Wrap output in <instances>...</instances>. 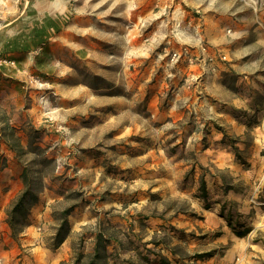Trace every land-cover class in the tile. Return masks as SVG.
<instances>
[{
    "label": "rangeland",
    "instance_id": "1",
    "mask_svg": "<svg viewBox=\"0 0 264 264\" xmlns=\"http://www.w3.org/2000/svg\"><path fill=\"white\" fill-rule=\"evenodd\" d=\"M153 1L171 28L157 42L149 21L133 15L148 12L152 0H57L50 12L61 22L52 24V40L63 48L51 49L60 62L48 64L35 61L51 40L48 33L43 44L34 45L33 34L22 32L49 12L47 5L17 8L10 0L0 5V89L9 88L6 96L0 94V186L7 183L1 175L7 166L13 174L27 168L42 171L49 192L38 195L45 220L25 228L14 242L19 255L0 258V264H73L75 253L90 252L101 228L123 244L108 264L138 263L133 240L160 242L184 264H264V0H197L194 6L186 0ZM80 47L87 49L85 62L75 58ZM128 52L135 53L132 66V56L126 61L133 78L118 76L117 90L93 93L116 80L119 60ZM29 55V67L12 63ZM95 72L101 83L93 85ZM221 73L227 74L223 82ZM214 76L221 79L209 87L205 83ZM221 136L236 151L220 146ZM43 159L54 165L40 164ZM201 176L206 200L197 197ZM15 183L7 186L18 192L15 198L7 204L5 196L0 206L5 205L1 242L6 212L22 189L20 180L19 189ZM73 192L76 200L65 198ZM82 199L68 218V238L50 250L59 227L56 215ZM137 216L147 218L146 225ZM29 231L37 234L34 244L21 247ZM195 255L210 256L188 261Z\"/></svg>",
    "mask_w": 264,
    "mask_h": 264
},
{
    "label": "trees",
    "instance_id": "2",
    "mask_svg": "<svg viewBox=\"0 0 264 264\" xmlns=\"http://www.w3.org/2000/svg\"><path fill=\"white\" fill-rule=\"evenodd\" d=\"M238 92V91H237ZM35 141H31L29 145V150L32 149V144ZM222 142L230 146L233 151H236L235 147H231L232 141L227 139V137L223 136ZM45 166L54 165V161L51 159H43L39 162ZM3 168V167H2ZM108 169V167H107ZM205 170V169H202ZM107 173V172H106ZM194 173V168L191 170L190 175L192 176ZM41 170H35L31 172L27 168H23L21 173L19 174V180L22 185L21 192L17 197L16 201L13 203V206L6 212L5 224L7 225L10 236L12 240L18 243V238L20 233L27 227L31 225L30 215L31 211L41 203L38 200V195L44 192V188L42 186L43 179H41ZM35 177V178H32ZM55 182L58 180L56 177L53 179ZM198 192L197 197L201 200H206L207 191L206 184L203 179V176L199 178ZM59 191V190H56ZM58 196H61V192L56 193ZM60 194V195H59ZM67 199L76 200L78 198V194L73 192L67 194L65 196ZM85 201L82 199L77 205H72L63 211L60 214L56 215L55 220L59 222V227L52 237V240L49 244V249L55 251L58 249L63 242L68 238L70 223L68 222V218L71 215H74L75 210ZM224 211V207H221L220 212ZM230 217V214H228ZM138 224L141 226L146 225L147 218L137 216L134 218ZM228 221H231V218H228ZM231 226V223H229ZM132 228V225H128ZM129 229V228H128ZM235 229V228H233ZM125 230H122L124 233ZM238 237L244 236L243 232H236ZM132 247L133 252L135 253V260L138 262H134L132 259L122 260L121 264H184L183 258H175L176 253L166 247H162L160 242H155L154 240L149 243H141L139 240H133L129 242ZM148 245H151L152 248H147ZM123 244L116 239V235L114 232H106V228H101L94 234L93 244L90 252L86 255L82 251H78L75 253V260L73 264H108L109 261L115 258L113 254L117 251V248H121ZM166 246V244H165ZM139 248H142L139 251ZM158 250V251H155ZM163 251H166L171 256L169 259L166 255H163ZM210 255H195L192 257H188V261L195 262L197 260L204 261V259L208 258ZM173 261V262H172Z\"/></svg>",
    "mask_w": 264,
    "mask_h": 264
},
{
    "label": "crops",
    "instance_id": "3",
    "mask_svg": "<svg viewBox=\"0 0 264 264\" xmlns=\"http://www.w3.org/2000/svg\"><path fill=\"white\" fill-rule=\"evenodd\" d=\"M10 1L14 2L16 4L17 8H18V5H23L24 6L26 4H28L29 7L32 6V5H36V6L37 5H42V4L43 5L44 4L47 5L45 8L49 12L48 13L44 12V14L41 15V16H39L37 18V20L33 21V24H31V26H28L25 30L23 29L22 32L24 33V36H27V35H30L31 36V34H33V36H34L33 38L34 39H31V42H33L34 45L35 44H37V45L43 44L42 38L45 37L44 38V42H45V40H47L46 37H47V33H48V35L51 38V40L48 41V43H50V45L47 43L45 45V48L46 49L43 48L44 51H42L41 49L39 50L42 53H41V55H38V56H41V57H35V59H36L35 61H41V62H44V63H47L48 64V62L50 60L56 59V60H58V62H60L59 59H58V57L57 58L54 57V53H52L53 50H51L53 47H54V50H56L58 48H63L62 45H60V47H59V45H58V43L56 41V37H55V41L52 40V32L54 30L52 24H56L57 23V20H59V21L61 20L58 17H53L52 16L53 14L50 12V10L52 9L51 4L56 3L57 0H10ZM67 1L68 0H59V3L64 4V3H67ZM4 2H5V0H0V5L1 4H4ZM141 2H143L144 4H149V3H151V0H141ZM214 2H215V0H213L212 2H210V4L211 3H214ZM187 3L191 4V6H194V5H197L198 3H201V2H199L197 0H186L185 1V4H187ZM151 4H153V5H151L150 10L148 12H145V14H144V12H142V13H140L139 16L136 13H134L133 15H134V18L137 17L138 19H140L141 23H146V22L149 21L148 22V24H149L148 26L151 25V34L154 37H158V39L157 38H154V39L152 38V41L157 42L161 36L170 34V29L171 28H168V26L166 28L164 26V22L165 21L161 19L160 14L157 13L156 10L154 9L155 6H154V1L153 0H152V3ZM193 8H197V7H193ZM208 10H209L208 8H206L205 11L202 10V13L204 15L203 19L208 18V16H206L204 14V12H208ZM20 15H21V13H20ZM169 23H170V21L167 22V25ZM19 35H21V34H19ZM63 46H66V45H63ZM27 50H28V48H27ZM125 50L129 51V48L126 47ZM86 51H87V49H84V47H80V49L77 50L76 53L74 54L76 60L77 61L79 60V61L85 62L84 60L86 59V56L84 55V53ZM14 52H16V51H14ZM46 52H49V53H46ZM148 52H149V49L147 48V55H148ZM134 54L135 53H133V52L125 53L123 59L119 60L120 67L122 68L121 72H118L117 71L114 74L117 77L116 80L113 81V82H109L108 81L107 83L109 85H103L102 87L98 85L97 88H93V93H95L96 95H100V91L107 92V91L112 90V89H115V88L117 90V86H115L113 84H116V85L119 84L120 79H118V76H120L122 78V80H123V78L128 79V82H129L133 78V73H128L129 72V69H130L129 68L130 67V64L132 66L136 62V59H134ZM117 55L118 54H114V56H117ZM10 56H12V55H10ZM30 56L31 55H29V57L25 58V60H15V62H12V63H14L15 65L17 64L18 66H21L22 65L23 67H29V66H31V64L28 62V59H31ZM130 56L133 57V58H131V63L128 64V65H126V61H127V59ZM115 62L117 63V61H115ZM112 63L114 64V62H112ZM134 68H136V65H134ZM2 70L3 71H8V72L12 71L8 67L2 68ZM143 71H144V69H143ZM223 72H226L225 67H224V71ZM141 73H142V71H141ZM144 73L145 72H143L140 75V79H139L140 82H142V76H143ZM2 74H3V72H2ZM92 75L93 76H91V83L93 85H94V83H96V84L97 83H101V81L99 80L100 73L95 72V74L92 73ZM220 75L222 76V81L221 82H223V80H225L224 78L227 77V74L226 73H223V74L221 73ZM94 76L97 77V79L96 78L94 79ZM9 78H10L9 80L15 81V79H12L11 77H9ZM217 79L220 80L221 77L214 76L212 80H209L205 84H207L209 87H211V85L214 82H216ZM2 82L4 83V80ZM8 83H10V82H8ZM181 85H183V84H181ZM180 87L181 86H179V88ZM0 90H1L0 91L1 96H6V93L8 92L9 88L4 85L2 87V89H0ZM10 91H14V89L13 88H10ZM182 92H184V90L180 91V95H182L181 94ZM103 94H105V93H103ZM235 94L237 96H240L239 93H235ZM182 99L187 100V99H191V97L190 96H182ZM226 112H225V114H228ZM218 142H219L220 146H221V144L225 146V144L222 142V136L219 138V141ZM6 149H7L8 152L12 153V149H10V147H9L8 144H6ZM7 151H5L6 154L8 153ZM10 169H12V168H8V166H7V170L5 169L6 171L5 170L4 171L2 170V172H1V175L3 176L2 179H5L7 181V183L5 185L0 186V206H2V201H3V199H4L5 196H6V198H9V200L7 201V204H9V203H11L13 201V199L16 196V194L18 193V192L14 193L15 192L14 191V187L11 190L9 189V187H7L8 184L10 182L14 181V180H16L15 188H18L19 189V184H20L19 183V174L20 173L19 174L18 173L17 174H15V173L13 174L10 171ZM6 178H8V179H6ZM16 191H18V190H16ZM44 192H47L46 189H44ZM47 193L49 194V192H47ZM7 204H6V206H7ZM4 208H5V205L2 207V210H0V211H3ZM44 209L45 208H44V204H43V200H42L41 201V204L39 205V207L38 208H35V209H33L31 211V215H30L31 225H30V227H32V228L29 227V230L30 229H34L33 228L34 225L37 224V223H39L40 222V219H42L43 221L45 220V218H46V212H44ZM76 210H78V208ZM73 216H75V215H73ZM0 227H1V225H0ZM38 230H40L39 224L36 227V231L37 232H38ZM1 233H2L1 235H3L4 237H3V242H1V240H0V258L1 259H7V260H10V259L15 260V258L17 257V255H19V253H20L18 251L19 248L14 243V241L11 239L10 231H9V229H8V227H7V225L5 223L2 226ZM36 236H37V234L35 233V231H29V234L25 235V238L22 240L21 247L22 246L23 247L24 246H30L31 244H34V241L36 239ZM0 239H1V236H0ZM30 241H32V242H30ZM5 244H7L6 245V249L3 248V246H5ZM32 250L33 249H29L27 251L28 252H31ZM17 261H19V260H17Z\"/></svg>",
    "mask_w": 264,
    "mask_h": 264
},
{
    "label": "built area",
    "instance_id": "4",
    "mask_svg": "<svg viewBox=\"0 0 264 264\" xmlns=\"http://www.w3.org/2000/svg\"><path fill=\"white\" fill-rule=\"evenodd\" d=\"M177 26L179 27L180 24H177ZM206 64L209 65L211 73H216V69H215V67L213 66V63H212V58H208L207 61H206Z\"/></svg>",
    "mask_w": 264,
    "mask_h": 264
}]
</instances>
